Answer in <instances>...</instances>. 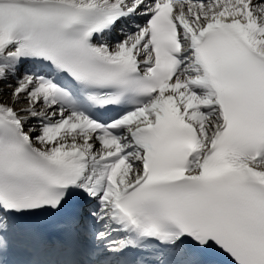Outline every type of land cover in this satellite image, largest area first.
Listing matches in <instances>:
<instances>
[{
    "label": "snow or ice",
    "instance_id": "snow-or-ice-1",
    "mask_svg": "<svg viewBox=\"0 0 264 264\" xmlns=\"http://www.w3.org/2000/svg\"><path fill=\"white\" fill-rule=\"evenodd\" d=\"M264 264V0H0V264Z\"/></svg>",
    "mask_w": 264,
    "mask_h": 264
}]
</instances>
